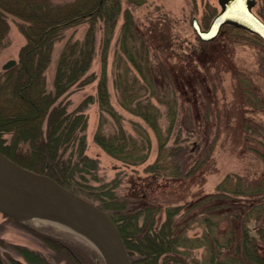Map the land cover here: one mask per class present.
<instances>
[{
  "label": "rangeland",
  "instance_id": "1",
  "mask_svg": "<svg viewBox=\"0 0 264 264\" xmlns=\"http://www.w3.org/2000/svg\"><path fill=\"white\" fill-rule=\"evenodd\" d=\"M52 1L63 3L69 0ZM125 10L133 15L153 42L161 39L163 26L170 40L167 52L161 53L155 48L150 50V55L160 79L168 77H165L164 63L160 61L166 59L168 67L176 65L174 73L170 74L175 82H179L177 88L180 90L177 91L179 101L173 134L180 126L187 125H191L193 133L185 141L191 149L190 155L185 157L167 156L173 143L174 135H171L158 162L166 169L153 167L147 170V166L157 159V140L139 116L119 104L113 85L114 60L122 55L118 38ZM218 10L217 0H121V11L107 50V88L110 102L119 114L117 120L125 133L138 137L136 124L149 132L151 148L143 162L125 163L107 154L93 138L100 123L104 134L117 130L114 117L105 112L101 114L98 104L97 84L102 69L103 24L100 20L96 21V52L88 71L96 75L94 80L80 87L72 86L61 96L68 102V110L86 98L83 103L85 154L95 160L96 167L92 169L93 162H89L82 172L75 174L74 182L80 189L94 193L97 199L78 194L98 207L107 203L123 215H131L139 207L143 209L149 205L148 211H151L154 222L150 224L152 227L160 225L166 211L181 205L174 218L180 221L179 233L188 237L186 243H193V246L180 249L197 262L194 264H208L211 251L220 256L227 253L226 246L231 253L240 251L238 245L241 247L244 229L255 236L258 251L264 254V41L249 31L225 25L215 38V44L200 45L191 24L192 18L196 17L201 27L206 28ZM253 10L264 20V0H256ZM20 22L19 18L7 15L8 27L0 42V72L8 59L18 61L19 50L26 42L17 26ZM87 27L85 21L73 25L65 29L64 36L54 43L45 70L47 88L52 87L56 60L64 42L69 37L81 38ZM191 47H194L195 55L206 53L207 61L201 64L195 60L191 65L179 63L180 53H186L185 49L189 52ZM160 111L158 122L165 129L169 118L164 106H160ZM182 157L187 158L186 163L184 160L186 166H193L192 172L185 177H172L169 172L175 162H182ZM209 195L216 197L209 200ZM196 200L199 203L191 208V203ZM142 216L139 223L143 222ZM118 222L129 234L130 226L121 220ZM147 225L148 222L145 227ZM212 236L218 237L213 250L209 241ZM67 243L80 257L89 258L90 264H106L100 251L81 233L46 218L16 220L0 211V264H68L60 257V252L55 251ZM139 247L142 249L144 245L132 242V249L139 250ZM138 254L141 252L133 255ZM161 264L172 263L163 256Z\"/></svg>",
  "mask_w": 264,
  "mask_h": 264
},
{
  "label": "trees",
  "instance_id": "2",
  "mask_svg": "<svg viewBox=\"0 0 264 264\" xmlns=\"http://www.w3.org/2000/svg\"><path fill=\"white\" fill-rule=\"evenodd\" d=\"M120 11L121 0H69L63 3H54L52 0H0V42L8 27V14L22 21L17 23V26L26 37V42L19 50L18 61L0 72V151L19 165L46 174L73 192L82 193L93 199H97L94 193L80 189L74 182L75 174L82 172L89 162H93L92 169L96 167L95 160L85 154L86 115L83 103L86 98L75 108L68 110V102L61 96L72 86L80 87L94 80L96 76L88 71L96 52L97 20L103 24L102 69L97 84L98 104L101 114L105 112L114 117L117 130L111 134H104L100 123L94 133V141L107 154L132 165L143 162L151 148L149 132L139 124L135 125L138 137L134 138L125 133L117 120L119 114L109 99L106 58ZM83 21L88 23L84 35L81 38L66 39L56 60L52 87L47 88L45 70L50 63L54 43L64 36L65 29ZM166 30V27H161L162 37L155 43L133 15L125 10L118 38L122 55L114 60L113 85L119 104L139 116L153 131L157 140V159L147 166V170L153 167L166 169L165 165L158 162L167 141L171 139L173 130L175 131L173 124L178 110L179 82H175L174 76L173 79L170 77L176 65L170 64L168 67L169 62L165 61L166 59L160 61L164 63L165 77L168 75L167 78L160 79L150 55V50L155 48L161 53L167 52L170 40ZM214 40L204 41L197 37V41L203 46L215 44ZM185 51L186 53H180L178 62L191 65L195 60L201 64L207 61L206 53L195 55L194 47H191L189 52L187 49ZM160 106L165 107L169 118L165 129H162L158 122L161 115ZM192 133L191 125L180 126L173 134L174 137L172 136L173 143L169 146L167 156L190 155L191 149H188L185 141ZM184 160L186 163L187 158L183 157L180 164L174 163L169 172L172 177H185L191 174L193 166L191 164L186 166ZM215 197L216 195L208 196L209 200ZM196 201L191 203V208L199 203ZM99 206L107 210L111 218L117 222L126 249L129 251L131 264L136 262L161 264L163 256H167L172 264L197 263L189 258L184 249H180L193 246V243H186L188 237L179 233L180 221L174 218L177 208L180 210L181 205L166 211L165 219L155 227L150 226L153 217H150L149 205H145L143 209L139 207L131 215H123L107 203H101ZM145 208L147 210H144ZM141 215L143 222L139 223ZM119 220L130 226L129 234L123 230ZM147 222L148 225L145 227ZM255 240V236L244 229L241 247L238 245L240 251L231 253L228 246L227 253L220 256L212 254L211 251L207 263L264 264V254L258 251ZM134 241L139 246L143 244L144 247L142 249L139 247V250L132 249ZM209 241L213 250V244L218 241V237L212 236ZM70 246L67 243L63 248L53 249L59 251L60 257L68 264H90L89 258L80 257ZM138 252H141V255L138 254L139 257L133 255Z\"/></svg>",
  "mask_w": 264,
  "mask_h": 264
},
{
  "label": "water",
  "instance_id": "3",
  "mask_svg": "<svg viewBox=\"0 0 264 264\" xmlns=\"http://www.w3.org/2000/svg\"><path fill=\"white\" fill-rule=\"evenodd\" d=\"M219 10L207 28L196 17L192 27L204 41L214 39L225 25L247 30L264 41V20L253 10L256 0H217ZM16 63L14 58L2 64L6 69ZM39 199L24 204L17 193ZM0 211L16 220L59 216L86 231L96 242L106 264H131L121 233L111 216L96 204L59 184L48 175L27 169L0 151Z\"/></svg>",
  "mask_w": 264,
  "mask_h": 264
},
{
  "label": "bare ground",
  "instance_id": "4",
  "mask_svg": "<svg viewBox=\"0 0 264 264\" xmlns=\"http://www.w3.org/2000/svg\"><path fill=\"white\" fill-rule=\"evenodd\" d=\"M17 195H18V198L20 199V201L26 205L39 202V199L34 198L32 196H29V195L22 193V192H18ZM45 218L47 220L53 222L54 224L61 226V227L76 231L78 233H81L87 240H89L96 247L97 244L91 238V236L86 231L82 230L79 226L75 225L74 223H71L68 220L62 219L61 217L55 216V215H48Z\"/></svg>",
  "mask_w": 264,
  "mask_h": 264
}]
</instances>
